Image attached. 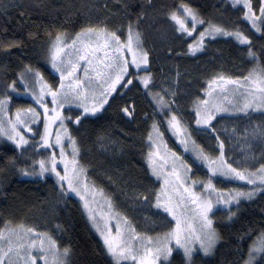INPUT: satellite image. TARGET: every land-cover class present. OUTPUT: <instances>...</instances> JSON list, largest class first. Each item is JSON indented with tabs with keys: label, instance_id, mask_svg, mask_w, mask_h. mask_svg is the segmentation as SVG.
<instances>
[{
	"label": "snow or ice",
	"instance_id": "1",
	"mask_svg": "<svg viewBox=\"0 0 264 264\" xmlns=\"http://www.w3.org/2000/svg\"><path fill=\"white\" fill-rule=\"evenodd\" d=\"M232 3L244 9L242 14L251 22L252 28L257 32L262 31L264 0H260L259 16L252 0H232ZM181 11L183 15L176 10L169 13L171 20L175 22L176 31L190 35L198 24L205 23L188 4H183ZM207 24L208 26L199 33L198 41L188 45L189 51L194 52L202 47L205 36L217 34L234 36L241 43L250 42V37L238 28L229 31L211 21ZM49 51L51 65L60 75L58 85L48 84L39 70H34L31 66H26L19 76L23 87L26 91H31L41 111L32 107L27 110L17 109L14 119L10 116L7 122L0 119V137L14 141L17 148L23 151H27L28 147L41 151L52 150L50 155L41 157L39 161H32L33 165H39L38 169L29 171V168L25 167L22 172L40 176L50 173L55 176V182L62 195L75 193L81 198L89 218L103 240L107 254L112 258V264H170L169 257L174 248L182 249L184 256L190 261L197 244L204 253L211 252L219 239L210 217L214 204L222 203L227 206L231 217L234 215L231 210L233 201L238 205L240 198L251 199L258 192L264 191V163H260L256 168L233 166L225 158L224 141L219 138L217 129L213 127L218 114L264 110V64H257L243 77L214 76L208 81V87L203 90V98H196L194 126L198 130L216 134L219 154L213 155L192 139L182 117L174 111L175 93L166 90L167 96L171 97L169 99L166 98L165 92L153 91V77L147 71L144 75H134V72L141 70V65L149 64L150 54L142 47L140 34L133 30L131 23L126 40L122 39L116 30H110L107 26L84 27L68 42L64 34L58 32ZM128 53L131 54L130 58ZM248 55L252 59H258L257 53L251 47L248 48ZM132 66H135L134 69ZM80 69H83V76L79 74ZM29 75L34 78L35 83H40L39 92L29 88ZM134 81L142 84L146 94L151 97L153 116H162L161 120L152 121L147 135L149 150L146 153L148 168L157 178L160 187L150 192L135 194L141 204L152 203L157 210H162L160 215L171 217L174 221H169L172 226L165 232L155 235L138 231L129 217L115 207L112 198L105 194L104 189L90 181L86 167L78 159L76 138L68 128L72 118L65 116L61 111L65 105L77 104V110L82 111L75 116V123L80 124L82 118H89L87 114L96 113L110 103V98L115 99L113 93L135 87ZM7 88L15 90L16 81L9 83ZM49 95L51 100L46 99ZM10 99L7 95L0 98V112L4 116H8L6 109ZM121 111L127 117L134 118V105L125 104ZM145 118H148L147 114ZM41 119L44 124L43 132L37 130L36 133L40 142L30 145L29 138L19 126L23 125L28 133H33V127L30 125ZM57 124L59 127L53 129V125ZM162 124L166 125L167 130H171L186 152L189 150V144L192 145L191 152L195 157L193 163L199 161L207 165L210 175L206 180L192 179V164L168 148L164 132L161 131ZM201 126L206 127L201 129ZM252 134L264 137V128L258 125ZM65 137L71 147L70 156L64 147ZM57 146L59 153L55 151ZM60 164H63L62 170ZM217 175L246 181L249 187L247 190L218 189L213 183ZM197 187L200 188L199 191ZM33 249L43 253V264H68L70 249L60 248L50 234L23 225L18 228L0 229V264H38ZM257 254L264 255V231H261L257 240L250 245L248 258L243 264H256Z\"/></svg>",
	"mask_w": 264,
	"mask_h": 264
},
{
	"label": "trees",
	"instance_id": "2",
	"mask_svg": "<svg viewBox=\"0 0 264 264\" xmlns=\"http://www.w3.org/2000/svg\"><path fill=\"white\" fill-rule=\"evenodd\" d=\"M179 4L190 5L206 24L211 21L228 30L238 28L250 37V42L240 43L232 36L205 38L201 50L190 53L188 43L192 36L176 31L169 15ZM253 4L259 5V0H253ZM243 11L229 0H0V98L20 89L19 76L26 66L38 69L52 83L57 82L47 61L58 32L68 42L84 27L107 26L126 39L131 23L140 34L142 47L150 54L149 64L140 72L152 74L153 91H159L156 83L164 73L170 78L179 75L177 102L184 119L190 121L194 118L192 99L203 93L208 80L217 75L243 77L257 64H264V25L257 32ZM249 47L258 59L248 55ZM12 81H16L15 90L7 88ZM134 83L135 87L113 93L115 99L110 98L101 112L82 118L80 124H68L88 172L119 202L126 203L136 193L157 186L142 159L149 125L155 118L153 103L147 98L144 86L138 81ZM11 103L23 106L29 100L11 97ZM125 104L134 105V118L121 111ZM65 113L75 117L80 111L67 108ZM236 117L241 123L259 120L264 114ZM49 152L31 147L23 151L0 137V225L7 222L46 229L60 248L70 249L68 264H112L74 197L62 195L50 176H22L23 168L32 170V161L46 157ZM231 210L234 213L231 217L227 210L211 213L219 235L216 247L206 257L195 253L189 264L244 261L250 245L264 231V191L251 199H241ZM149 228L157 232L160 227ZM169 260L170 264H188L178 250L173 251ZM255 261L264 264V255L259 254Z\"/></svg>",
	"mask_w": 264,
	"mask_h": 264
},
{
	"label": "rangeland",
	"instance_id": "3",
	"mask_svg": "<svg viewBox=\"0 0 264 264\" xmlns=\"http://www.w3.org/2000/svg\"><path fill=\"white\" fill-rule=\"evenodd\" d=\"M229 1L232 2V0H229ZM252 4H253V0H252ZM182 5L183 4H179V7L176 9V11L180 12L181 15H183V13L181 11ZM253 6H254V9L256 11L257 16H259L260 15V12H259L260 0H259V5L255 6L253 4ZM190 19L191 18H189V27H191ZM248 22L251 24L250 21H248ZM207 26H208V24H206V23H204L203 25L198 24L196 27V30L193 31L190 35L185 34L187 37L192 36L191 41L188 43V45L194 44L195 42H197L198 38H199V33L201 31H203L204 28H206ZM261 27H262V25H261ZM229 31H232V30H229ZM216 36H224V35L217 34ZM216 36H205V38H213ZM232 37H234V36H232ZM126 39H124V40H126ZM201 48L202 47L198 48L194 52L190 51V53H197L201 50ZM127 55L130 58L131 54L128 53ZM47 66L50 69V71L54 75L57 76L58 80L54 84L50 80H48L39 71L43 76V80L47 81L48 84H51L53 86L58 85L59 80H60V75L51 65L50 54H49V58L47 61ZM132 67L134 69L135 66H132ZM146 67H147V65H141V69L146 68ZM78 71H79V74L81 76H83V69H80ZM144 74H145V72H140V70L138 72H134V75H144ZM27 79L29 81V85H28L29 88L30 89L34 88L37 92H39L40 87H41L40 83H35L34 78L30 75L27 77ZM178 79H179V75H177V74H175L173 77L170 78L168 75H166V73H164L162 80H160L156 83V87L158 88V90L160 92H165L166 98H169V99H171V97L167 96L166 90H170L171 92L175 93V102L176 103L174 105V111H176L178 113V115H180L182 117L183 122L187 125L188 130L191 132L192 139H194L196 141V143L198 145H201L206 151L211 152L213 155H218L219 154V152H218L219 145H218V142L215 138L216 134L210 133L209 131L198 130L194 126L195 125L194 102H195L197 97L192 99L191 110L193 111L194 118L190 121H187L182 116L183 115L182 110L180 109V106L177 102ZM208 81H207L205 89L208 87ZM19 86H20V89H16L13 92V94L9 97H18V98L22 97V98L28 99L29 103H27L26 105H23V106H20V105L19 106H12L11 99H10L8 102V107L6 109L8 116H4V114L2 112H0V119H3L5 122H7L9 116L12 117L13 119L15 118V113H16L17 109L27 110L28 108L32 107V108H37L38 111H41V109L37 107V104L35 102V98L33 97L31 91H26L25 88L23 87V82L20 80H19ZM203 96H204V91L198 97L203 98ZM147 98H149L151 100V102L153 103V101L149 95H147ZM46 99L51 100L50 95L47 96ZM49 107L51 108L52 105L50 104ZM78 107L79 106L77 104H72L70 106L65 105V107L63 109H61V111L64 113L65 116H68L65 113V109H67V108L78 109ZM102 109L98 110L94 114L89 113L87 115H95V114L101 112ZM79 111H82V109H79ZM249 114H264V110H255V111H250L249 113H221V114H218V117H217V118L222 117V119L219 121V123H217V122L213 123V127H215L217 129V133L219 134V138L224 141L225 158L228 160L229 163H232L233 166H235V167L256 168L259 166L260 163H264V137L253 136V134H252L253 129L256 128L258 125L261 128H264V117H262L259 120H254V121H251V120H248V121L245 120L243 122L241 121V123L239 121L240 119L238 120V118L236 117L239 115H249ZM76 115H79V114H76ZM154 117H155L154 118L155 120H161L162 119L158 115H156ZM71 118H72V123H75V117H71ZM217 118L215 119V121L217 120ZM65 122L68 123L67 121H65ZM151 124H152V122L149 125L150 126L149 131L151 129ZM30 126L33 127V133H28L27 129L24 128L23 125H20L19 127H20V130L29 138L30 144H35L37 142H40V137L36 133H37V130L41 133L43 132L44 124H43L42 119L40 121H34L33 124ZM57 127H59L58 124L53 125V129H55ZM205 127L206 126H201V129H203ZM68 128H69V126H68ZM70 130H71V128H70ZM161 131L164 132V140L167 142L168 148L171 149L172 151L179 153L180 156H182L189 164H192V170L190 173L192 179L206 180L208 178V176L210 175V173L208 172V169H207V165L205 163H202L199 161H197L196 163H193V160L195 157H194V154L191 152L192 145L189 144V150L186 152L184 150L183 145L180 144V141L176 138L175 135H173L171 130L166 129V125H164V124L161 125ZM53 135H54V133H53ZM1 138L4 140H7L8 142L15 145V142L12 140H9L7 137H1ZM65 141L66 142H65L64 147H65L66 152L70 156L71 155V147L67 143V137H65ZM146 142H147V139H146ZM38 150H40V149H38ZM49 150H50V152L48 153V155H50L51 151H52L51 149H49ZM148 150H149V145L147 142V149L143 152L142 159L144 160L145 166L148 170L147 171L148 174L156 181V185H157L156 189H158L160 187V183L157 181V178L152 175V173H151V171L147 165L146 153L148 152ZM55 151L57 153H59V146L56 147ZM40 158L41 157L39 156V158H37L36 161H39ZM78 159L82 163L80 150H79V154H78ZM82 165H84V164L82 163ZM33 167L38 169L39 165L35 164V165H33ZM60 169L61 170L63 169V164H60ZM86 170H87V176L89 177L90 181H94L98 187L103 188V186L99 185V183L92 177L91 173L88 172L87 168H86ZM22 176L28 177V178L43 177V176H40L38 174L37 175H26L24 173ZM44 176H50L54 180L56 179L55 176L50 174V173H46ZM213 183L216 185V187L218 189H221L224 191H229L232 189L247 190L249 187V185L247 184L246 181H239L238 179H233V178H224V177H221L219 175H217V177L213 180ZM220 185H225V186L220 187ZM103 189H104L105 194L109 195L112 198L115 207L119 211H121L122 213L126 214L129 217L132 224L136 227V229L142 233L147 232L149 235H155L156 233H163L169 227L172 226V224H170V223L167 224L168 221H172V223H174V221L172 220L171 217H165V216L160 215L159 212L162 210H157L152 203L141 204L137 200L136 197L134 199L130 200V203H126V201H124V200H123V202H119L115 198L114 194H111V192L106 190L105 188H103ZM151 190L152 189H149V191H147V192H150ZM199 190H200V188L197 187V191H199ZM144 193H146V192H144ZM67 195L74 197L79 202L81 209L84 213L85 219L87 220V222L90 226V229L98 237V239L101 241V243L103 245V240H102L99 232L97 231V229L93 225L92 220L89 218L88 212L84 208V204H83V201L81 200V198L79 196H77L75 193H69ZM130 198H132V197H130ZM241 199H247V198L242 197V198H240V200ZM236 204H237L236 201L232 202V206H235ZM215 210L216 211L227 210V206L223 205L222 203L221 204H214L212 213ZM210 217L212 218L211 213H210ZM19 226H21V225H12V224L3 223L2 225H0V229H4L6 227L18 228ZM25 227H28V226H25ZM149 227H152V228L160 227V228L159 229L157 228V232H153L151 230V228H149ZM31 228H34V227H31ZM35 229H37V228H35ZM37 231L50 234V232L47 231L46 229H37ZM52 238H53V236H52ZM217 242H218V240H217ZM217 242H216V244H217ZM216 244H215L213 250L209 253H204L199 248V246L197 244L196 248L194 249V254L198 253L200 256H203V257L209 256L213 253V251L216 247ZM103 247H104V245H103ZM104 249H105V247H104ZM175 250H178L181 253V255H182V257L186 263L189 264L191 262V260L189 261V259L184 256L182 249L174 248V251ZM248 252H249V250H248ZM33 255L37 256L38 264H43V260H42L43 253L42 252H39L38 249H33ZM258 255L259 254L256 255L255 259L257 258ZM247 258H248V254L244 260H246ZM111 260H112V258H111ZM240 264H243V262Z\"/></svg>",
	"mask_w": 264,
	"mask_h": 264
}]
</instances>
